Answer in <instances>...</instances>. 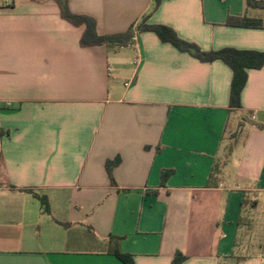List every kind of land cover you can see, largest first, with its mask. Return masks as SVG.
<instances>
[{"label":"crops","instance_id":"obj_1","mask_svg":"<svg viewBox=\"0 0 264 264\" xmlns=\"http://www.w3.org/2000/svg\"><path fill=\"white\" fill-rule=\"evenodd\" d=\"M154 1L68 3L100 36L149 15L203 51L264 53V10L247 0ZM84 32L56 0H0V264H123L112 237L135 264H264V66L230 110L224 62L151 32L84 47Z\"/></svg>","mask_w":264,"mask_h":264},{"label":"trees","instance_id":"obj_2","mask_svg":"<svg viewBox=\"0 0 264 264\" xmlns=\"http://www.w3.org/2000/svg\"><path fill=\"white\" fill-rule=\"evenodd\" d=\"M60 6L62 17L75 26H84L85 32L81 39V44L84 47L106 45L110 48H123L131 46L134 42L136 33L151 32L154 33L158 39L164 44H170L182 53H187L201 63H213L215 61H222L228 65L233 71V79L230 93V110L241 108V95L248 80L247 70L261 69L264 66V53L239 51L231 48H226L218 51H203L198 45L182 40L178 37L176 32L171 28L163 25H150L147 23L148 16L140 22L135 28H131L126 33L100 36L96 30V22L94 19L77 15L71 12L68 0H56ZM164 0H155L152 13L155 12ZM247 5L250 8L264 10V1L247 0ZM228 25L248 27V28H262V23L259 20H252L247 18H230ZM120 158L106 163V170L113 186H116L113 177V170L120 164ZM172 175V171H163L161 175V186L166 185V181ZM15 190L14 186H8ZM18 191L28 193L37 198L44 207L46 213L50 214V205L46 197L39 195L33 189H19ZM68 227V224H64ZM120 239L110 238L113 251L112 254L118 258L123 264H135L133 260L125 254H122L117 246ZM115 242V243H114ZM186 257L177 254L172 264H182Z\"/></svg>","mask_w":264,"mask_h":264},{"label":"built area","instance_id":"obj_3","mask_svg":"<svg viewBox=\"0 0 264 264\" xmlns=\"http://www.w3.org/2000/svg\"><path fill=\"white\" fill-rule=\"evenodd\" d=\"M125 86H126V87H128V86H129V84H125Z\"/></svg>","mask_w":264,"mask_h":264}]
</instances>
